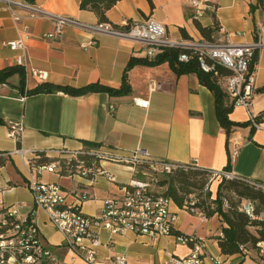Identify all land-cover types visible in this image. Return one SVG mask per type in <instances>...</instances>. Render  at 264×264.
<instances>
[{"label": "crops", "instance_id": "1", "mask_svg": "<svg viewBox=\"0 0 264 264\" xmlns=\"http://www.w3.org/2000/svg\"><path fill=\"white\" fill-rule=\"evenodd\" d=\"M31 1L53 13L88 24L99 23L95 11L81 8L82 0ZM212 4L213 8L199 20L203 26L213 27L211 38L233 43L259 39L264 42V30L261 36L257 35L258 25L264 23V0H212ZM193 14L190 0H119L107 11L109 22L114 25L153 17L167 25L173 40L185 38L183 29L188 38H207ZM25 24H29L31 35L26 39L25 50H16L7 43L24 35ZM53 28L48 18L16 22L9 12L0 10V69L20 65L26 75L24 93L18 86V73L8 83L0 84V155L6 159L0 166V198L6 205L24 204L20 213L31 214L34 210L41 233L55 252L70 260L71 253L61 246L63 236L46 211L34 209L31 181L58 183L69 202L81 191L90 192L93 197L82 203V209L94 215L101 211L106 198L120 191V184L142 179L141 165L131 169L105 161V167L117 176V183L104 175L91 179L48 170L40 174L20 155L9 154L19 146L30 150L27 158L35 157L38 151L56 158L60 151L90 146H105L127 155L142 147L154 158L196 163L211 171H228L264 183V129H256L250 123L235 126L228 136L217 118L214 93L195 72L177 75L168 62L139 64L128 72L131 90L124 95L102 91L80 95L62 91L27 94L45 82L74 87L98 82L118 88L130 58L146 56L141 43L130 38L93 33L73 25L66 26L61 35L46 36ZM91 41L94 43L89 44ZM22 54L23 64L19 61ZM257 54L258 89L251 110L258 115L264 112V46ZM34 71H44L46 79H39ZM157 84L161 87L157 88ZM139 101L146 103L139 105ZM230 117L240 123L249 120L242 106H234ZM20 121L24 131L19 141L9 136V128L11 122ZM218 182L214 183L215 192ZM171 210L177 214L176 232L204 243L205 264H215L211 257L220 259L222 264H257L240 252L225 254L221 250L219 237L227 224L218 214L192 212L174 200ZM99 236L97 251L101 261L123 254L128 264H165L171 255L184 256L191 250V244L179 242L174 236L151 237L133 231L112 234L106 229H101ZM76 262L84 263L80 259Z\"/></svg>", "mask_w": 264, "mask_h": 264}, {"label": "built area", "instance_id": "2", "mask_svg": "<svg viewBox=\"0 0 264 264\" xmlns=\"http://www.w3.org/2000/svg\"><path fill=\"white\" fill-rule=\"evenodd\" d=\"M194 9L193 18L199 21L208 9L213 8L212 0H190ZM0 10L9 12L16 21H28L36 18H48L54 28L46 36L61 35L66 26L73 25L93 33H106L119 37H126L141 43L146 56H154L167 47L184 49L179 59L189 61L195 57L199 66L206 72L219 74L218 67L224 66L231 73L221 76L223 86L232 100L233 106H242L247 110L249 121L256 129H264V114L257 115L251 110L252 101L257 93L255 73L257 63L251 69L253 60H257V51L264 46L259 39L253 43H233L215 38H184L173 40L168 33L167 25L153 17L143 22H129L123 25H114L111 22L88 24L79 19L53 13L31 0H0ZM29 24L24 25V35L7 44L16 50L24 51L26 39L31 35ZM264 23L257 27V35L261 36ZM94 41L89 42L93 44ZM21 64L25 55L19 58ZM39 79H46L44 71H34ZM157 88L161 85L157 84ZM146 102L139 101V105ZM258 116H262L259 119ZM24 131V124L11 122L9 136L19 141ZM29 149L17 147L9 154H17L26 159L31 168L37 173L44 170L57 172L62 175H79L86 178H95L104 175L111 182L117 183V176L103 164L105 161L125 164L131 169L139 165H146L152 170L169 174L178 168L184 167L166 159H158L144 148L138 147L129 154L105 146H90L78 149L60 151V159L68 160L69 155H76L75 165L68 162L63 166L61 161L49 164H34L33 158H27ZM237 151H233L236 156ZM37 156V155H36ZM35 156V157H36ZM68 164V165H67ZM197 165L196 163H191ZM213 180L236 177L228 171H211ZM30 188L33 194L34 209L42 208L54 227L62 234L61 246L71 253L70 260L65 255L55 252L43 237L38 223L32 213L14 217V210H21L24 204L6 205L0 198V264H128L126 255L117 254L106 261L99 260L97 248L101 244L99 231L106 229L112 234H124L133 231L137 234L151 237L174 236L177 241L191 244L187 255H171L165 264H205V245L194 236L176 234L175 223L177 214L171 210L172 198L156 191L150 181L132 179L129 183L120 184V191L104 200L101 211L89 215L82 209V203L91 199L93 195L88 191L78 193L73 202L68 201V195L58 183H45L32 180ZM264 189V184L262 185ZM197 199L190 196L185 205L186 209L205 215L200 207L196 206ZM213 206V205H212ZM241 209L253 220L264 221V210L257 213L255 203L249 199H242ZM257 233V226L250 227ZM240 253L254 259L257 264H264V239L255 245H242ZM215 264H222L218 258L211 257Z\"/></svg>", "mask_w": 264, "mask_h": 264}, {"label": "trees", "instance_id": "3", "mask_svg": "<svg viewBox=\"0 0 264 264\" xmlns=\"http://www.w3.org/2000/svg\"><path fill=\"white\" fill-rule=\"evenodd\" d=\"M119 0H82L81 8L91 9L99 15V22H108L107 11L113 7ZM197 26L201 33L211 38L214 31L213 27L203 26L200 21H197ZM216 27V25H215ZM183 36L188 38L187 32L183 29ZM184 49L180 47H167L158 52L154 56L145 57H131L125 67L123 73V81L120 87H111L101 83H90L82 87H74L71 85H59L53 83H42L34 89L28 90L27 94L48 93L62 91L71 95H80L88 92H107L111 95H124L130 92L131 85L129 82L128 72L135 65H149L154 66L163 62H168L172 70L177 74L195 72L198 74L200 81L206 85L215 95L216 114L221 126L226 130L228 136L233 131L235 126H242L250 124V121L244 123L236 122L231 119L230 113L233 111V103L229 93L223 86L221 76L231 73V71L224 67L219 66V74L206 72L198 64L195 57L189 61H182L179 59V54ZM257 60H253L251 69ZM20 74L19 89L21 93L26 90V75L24 68L20 65L6 67L0 69V84L8 83L9 78L14 74ZM264 114V112L259 115ZM259 119L262 116H258ZM0 122L3 120L0 119ZM4 155H0V166L6 162ZM55 161H61L63 166L68 162L69 165H75V160H64L59 157L50 158L47 152L38 151L37 156L34 157V164H49ZM67 164V165H68ZM230 169V162L227 166ZM211 170L200 167L198 165L184 164V167L178 168L172 173L168 174V179L160 181L159 185H168L166 191L161 192L166 196L172 198L179 206H184L190 200L188 197L195 192L196 189L203 190L209 182V175ZM62 175H66L63 171ZM264 183L256 180H249L243 177L226 178L223 177L218 182L216 189V197L209 202L212 192L207 193V198L198 200L196 206L200 207L206 216L218 214L222 220L227 224L222 227L223 235L219 237V245L225 254H233L240 252L242 245H255L260 239H264V221H257L251 219L242 209V199L246 198L255 203L257 213L264 210ZM224 200L228 201V206L224 207ZM215 203L216 206H212ZM257 226V233L252 231L250 227ZM176 232V231H175ZM176 234H181L177 233ZM184 236H192L181 234Z\"/></svg>", "mask_w": 264, "mask_h": 264}, {"label": "rangeland", "instance_id": "4", "mask_svg": "<svg viewBox=\"0 0 264 264\" xmlns=\"http://www.w3.org/2000/svg\"><path fill=\"white\" fill-rule=\"evenodd\" d=\"M58 155H61V153H59ZM139 170L142 171L141 172L142 180L150 181L152 183L153 188L156 191H158V192L166 191L168 185L167 184L166 185H159V182L164 181L165 179H168V174L156 172V171L152 170L151 168L147 167L145 164L141 165ZM217 181H220V179L213 180V175L211 173L209 175V182L206 184L205 188L203 190L196 189L195 192L193 194H191L190 196H192L194 199L202 200V199L207 198V193L209 191H211L212 195L208 199L209 202H211L216 197V192H215V186L216 185L215 184L217 183ZM190 196L188 197V199H190ZM212 205L214 207L216 206L215 203H212ZM227 206H228V201L224 200V207L226 208Z\"/></svg>", "mask_w": 264, "mask_h": 264}, {"label": "bare ground", "instance_id": "5", "mask_svg": "<svg viewBox=\"0 0 264 264\" xmlns=\"http://www.w3.org/2000/svg\"><path fill=\"white\" fill-rule=\"evenodd\" d=\"M75 160L76 162V155H69L68 156V161L69 160ZM70 162V161H69ZM14 217H21V213H20V210H14Z\"/></svg>", "mask_w": 264, "mask_h": 264}]
</instances>
